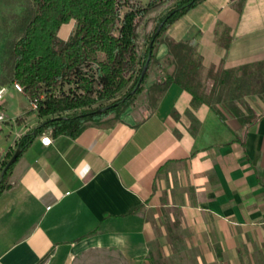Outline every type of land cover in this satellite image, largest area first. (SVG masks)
<instances>
[{
    "label": "crops",
    "instance_id": "obj_1",
    "mask_svg": "<svg viewBox=\"0 0 264 264\" xmlns=\"http://www.w3.org/2000/svg\"><path fill=\"white\" fill-rule=\"evenodd\" d=\"M216 24L230 29L228 49L216 42ZM67 26L71 33L74 23ZM67 32L64 25L58 35L67 40ZM164 36L195 47L205 70L257 64L264 0H202ZM166 58L160 44L159 65L117 119L46 147L37 137L21 154L0 196V264H77L88 254L130 264H264V117L243 127L222 102L193 106L175 84L151 108L150 85L173 69ZM0 87L4 152L40 121L14 84ZM244 101L264 114V100Z\"/></svg>",
    "mask_w": 264,
    "mask_h": 264
},
{
    "label": "trees",
    "instance_id": "obj_2",
    "mask_svg": "<svg viewBox=\"0 0 264 264\" xmlns=\"http://www.w3.org/2000/svg\"><path fill=\"white\" fill-rule=\"evenodd\" d=\"M201 1L26 0L23 10L10 18L11 25L2 19L9 39L0 53V83L18 84L28 107L35 103L28 114L35 113L40 121L21 135L14 150L23 153L46 131L52 139L62 135L73 140L110 115L117 119L142 92L150 65H159L155 50L160 44L167 48L165 64L173 69L150 85L151 108L175 84L190 94L193 106L213 108L222 102L243 127L264 117L254 115L244 101L245 96L264 100V61L229 71L205 70L195 47L164 36ZM70 22L74 27L63 40L59 30ZM215 28L216 42L228 49L230 29L222 24ZM14 150L6 155L0 173ZM18 158L0 177V196L11 187L8 177Z\"/></svg>",
    "mask_w": 264,
    "mask_h": 264
},
{
    "label": "rangeland",
    "instance_id": "obj_3",
    "mask_svg": "<svg viewBox=\"0 0 264 264\" xmlns=\"http://www.w3.org/2000/svg\"><path fill=\"white\" fill-rule=\"evenodd\" d=\"M133 1L137 2L136 0H133ZM25 3H26V0H0V9H1L0 10V52H2L1 50L4 46V43L9 39V29L3 27L1 20L5 19L11 25L10 18L16 14H19L23 10L22 7L25 6ZM137 3H139V2H137ZM70 28H71L70 26L66 25V29L68 31L67 33H70ZM208 86L210 87L209 84H208ZM142 88H143V86H142ZM134 101H135V99H134ZM133 102L131 105H133ZM110 117H113V115L106 117L104 120L109 119ZM104 120H102V121H104ZM46 133L50 135L49 131H46ZM46 133H43V134H46ZM41 136H42V134H41ZM10 151L9 150L8 151L6 150L4 152L0 151V159H1L0 168H2L1 165L3 164L4 160L6 159V155L8 153H10ZM77 262H78L77 264H130L126 260H121V258H119L118 256L111 255V254H108L105 256H98L96 254H88V255L82 256Z\"/></svg>",
    "mask_w": 264,
    "mask_h": 264
},
{
    "label": "built area",
    "instance_id": "obj_4",
    "mask_svg": "<svg viewBox=\"0 0 264 264\" xmlns=\"http://www.w3.org/2000/svg\"><path fill=\"white\" fill-rule=\"evenodd\" d=\"M14 89L17 90L18 92H20V87L18 84H14ZM5 88L4 87H0V103L2 102V100L4 99L5 97ZM29 107L32 108V109H36L35 107V103L34 102H31L29 104ZM5 121H6V116H5V113L3 111H0V133H1V129L3 127V125L5 124ZM21 136H18L17 138V142L19 140ZM40 144L43 146V147H46V146H49L52 144V138H51V135L49 134H42V136H40ZM1 161V159H0Z\"/></svg>",
    "mask_w": 264,
    "mask_h": 264
},
{
    "label": "water",
    "instance_id": "obj_5",
    "mask_svg": "<svg viewBox=\"0 0 264 264\" xmlns=\"http://www.w3.org/2000/svg\"><path fill=\"white\" fill-rule=\"evenodd\" d=\"M230 1H234V0H230ZM159 31H160L159 28H157V29H156V33H155V35H154V38H156V36L158 35ZM147 65H148V64H146V65L143 67V70H142V72H141L142 76H141L140 80L143 78V75H144V72L146 71ZM103 110H104V109L96 111V114H101ZM14 151H15V152H14V154L12 155V157H11V158L7 161V163L5 164L6 166H5L4 170L2 171V173L0 174V177H2V175L5 173V171H6L10 166H12V164L16 161V159L18 158V156L22 153V151L19 150V149H18V150H14Z\"/></svg>",
    "mask_w": 264,
    "mask_h": 264
}]
</instances>
